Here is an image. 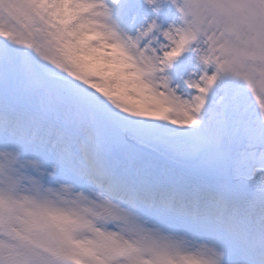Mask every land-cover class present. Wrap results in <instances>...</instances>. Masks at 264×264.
<instances>
[{
	"label": "snow or ice",
	"instance_id": "6c2138e0",
	"mask_svg": "<svg viewBox=\"0 0 264 264\" xmlns=\"http://www.w3.org/2000/svg\"><path fill=\"white\" fill-rule=\"evenodd\" d=\"M0 264H264V0H0Z\"/></svg>",
	"mask_w": 264,
	"mask_h": 264
}]
</instances>
